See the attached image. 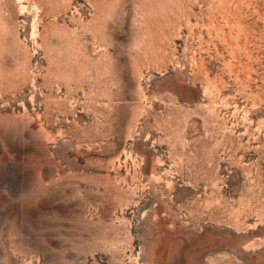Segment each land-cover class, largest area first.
<instances>
[{"label": "rangeland", "instance_id": "1", "mask_svg": "<svg viewBox=\"0 0 264 264\" xmlns=\"http://www.w3.org/2000/svg\"><path fill=\"white\" fill-rule=\"evenodd\" d=\"M0 264H264V0H0Z\"/></svg>", "mask_w": 264, "mask_h": 264}]
</instances>
